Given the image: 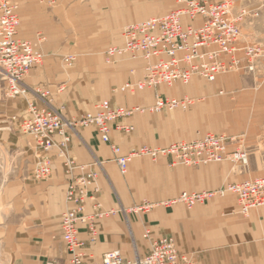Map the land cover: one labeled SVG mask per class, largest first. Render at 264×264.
<instances>
[{"label":"crops","instance_id":"crops-1","mask_svg":"<svg viewBox=\"0 0 264 264\" xmlns=\"http://www.w3.org/2000/svg\"><path fill=\"white\" fill-rule=\"evenodd\" d=\"M51 1L69 4L70 8L51 5ZM77 1L16 0L19 37L42 44L45 52L43 63L32 66L24 80L30 88L25 99L37 101L33 91L46 90L56 107L65 106L67 117L77 118L94 111L104 99L130 108L153 105L156 94L178 99L189 94L199 99L206 97L209 112L208 122L203 121L205 127L215 122L216 127L210 130L232 139L230 151L238 148L246 153L245 162L229 160L192 168L171 165V159L165 157L155 161L134 158L128 172H120L116 157L127 155L138 146H165L172 138L194 136L206 130L201 127L202 105L199 108L195 105L192 121L187 124L179 118L180 114L162 112L153 118L149 116L151 113H135L126 118L127 123L135 126V133L125 134L113 128L109 143L102 141L95 127H78L72 134L70 153L77 163L93 165L98 172L97 197L103 209L117 210L97 220L98 235L94 242L85 225H79L78 237L85 243L84 264L100 262L104 253L113 250H120L129 260L144 257L150 250V242L144 238L146 228L156 238L173 236L180 251L196 264H264V207L244 215L235 195L215 197L192 209L177 203L160 205L141 215L130 211L142 201L162 203L175 199L183 191L216 190L264 177V60L253 72H228L205 85L195 78L191 87L176 82L157 90L118 92L115 90L118 86L143 77L144 61L123 58L106 66L100 59L95 65L77 63L66 69L62 51L50 46L57 42L56 34L61 28L58 13L64 9L73 16L80 6L82 18L96 9L102 23L99 25L108 29H119L151 16L138 20L136 0ZM234 1L237 9L249 12L241 23L240 45H264V0ZM4 85L2 81L1 88ZM26 107L24 100L10 101V105L0 102V264H70L71 254L60 222L69 207L68 177L55 150L49 153L55 161L52 176L46 180L34 177L33 169L42 155L35 141L18 127ZM156 130L172 131V135L165 139L151 137L149 133ZM112 145L119 148L117 154ZM86 213H94L90 201Z\"/></svg>","mask_w":264,"mask_h":264},{"label":"built area","instance_id":"built-area-1","mask_svg":"<svg viewBox=\"0 0 264 264\" xmlns=\"http://www.w3.org/2000/svg\"><path fill=\"white\" fill-rule=\"evenodd\" d=\"M247 12L236 11L233 0H177V6L159 16L133 23L124 28L123 44L113 45L106 51L107 63H116L118 58L144 61V75L137 81H128L117 88L122 92L136 93L146 89L157 90L160 86H172L176 82L189 83L193 77L208 82L231 71H255L256 63L264 57L260 45H240V22ZM20 17L17 6L10 0H0V66L7 81L10 97H27L30 88L24 80L32 66L43 61V53L34 44L19 37ZM74 55L66 58L68 64ZM36 94L37 101L27 100V115L21 122L25 133L34 138L41 151V160L33 175L37 180L50 178L55 171L53 157L56 150L64 173L68 177L66 200L69 207L61 215V231L68 251L70 264H84V241L80 240L79 225L84 224L90 240L97 239V220L113 215L117 210H104L97 193L98 172L93 165L79 164L70 154L72 132L77 127L93 126L102 141L109 143L113 128L129 134L135 126L126 118L135 113L159 112L185 106L187 99H178L156 94V102L148 107H124L113 105L109 99L100 101L94 111L79 118L67 119L62 108H56L45 98ZM225 134L207 133L190 141H177L165 146L143 145L127 155L116 157L120 172L126 174L134 158L147 157L157 160L170 158L172 165L194 166L211 162L246 161L243 151H230ZM117 154L119 148L112 146ZM233 193L238 200L240 212L248 215L251 210L264 207V177H256L230 184L219 190L188 192L162 203L144 201L133 210L148 212L160 205L182 203L188 208L205 203L216 196ZM92 202L93 214H87V204ZM144 238L150 242V250L144 257L125 259L120 250L104 253L100 262L87 264H196L180 251L172 236L153 237L147 229Z\"/></svg>","mask_w":264,"mask_h":264},{"label":"rangeland","instance_id":"rangeland-1","mask_svg":"<svg viewBox=\"0 0 264 264\" xmlns=\"http://www.w3.org/2000/svg\"><path fill=\"white\" fill-rule=\"evenodd\" d=\"M10 1L17 6V13H18V15L20 17L19 5H17L16 0H10ZM79 1L80 2H83V0H78L77 2L80 3ZM234 3H235V1H234ZM49 4H51V5L54 4L55 5L56 3L51 1V2H49ZM56 5H57V7H62V8L65 6V8H67L66 10H69V8H70L69 4L62 5V4L59 3V4H56ZM136 5H137L136 6L137 7V15L139 17L138 20H140V19H143L144 17H148V16L155 17V16H159V15L165 14L166 11L167 12L168 11H171V9H174L176 7L177 0H136ZM76 8H78V11H76V13L74 11L73 12V16H70L68 14V13H70L69 11H65L64 9H60L61 10V13H58V14H60L61 21H59V25H60L61 28L58 29V33L56 34L57 35V38L56 39H58V40H57V42H55V43H53V44L50 45L51 48H52V50H53V47L54 48L57 47L58 48L57 50L62 51V53H63L62 63L64 65V67L66 69H69V68L74 67L75 64H77V63L83 64L84 66H87V65H95L96 63H98L99 61H101L100 59H102V61L104 62V64L106 66L107 65L116 64L117 62L116 63H113V64L112 63H107V61H106V51H107V49L109 47H111L113 45L119 46V45H122L123 44V31H124V28H125L126 25H124L123 27H120L119 29H108V28H104V27H102V26L99 25V24H102V23L100 21H98V12H97L96 9H93L94 12H91L89 14L88 13H85L83 15V17L80 18V16H81V12L79 10L80 9V6H78ZM235 8H236V11L237 12H240L242 10H245V9H237L236 4H235ZM162 12H164V13H162ZM246 12L247 13L241 19L240 27H241V23L244 21V19L249 14L248 11H246ZM158 13H161V14H158ZM46 32L48 33V30ZM32 43L34 44V46L36 48H38L39 50L42 51V53L44 55V57H43V61H44V59H45V52H44V49H43L42 44H37V43H34V42H32ZM254 45H260V44H254ZM260 46L261 47H264V45H260ZM70 55H74V57H75V60L73 61V63L71 65L66 62V58L68 56H70ZM123 58L125 59L127 57L126 56L125 57L123 56V57L118 58L117 59L118 62L120 60H122ZM263 60H264V57H261L257 61L256 65L258 63H260L261 61H263ZM43 61L40 64H42ZM239 71H241V70L231 71V72H239ZM242 71L253 72V71L244 70V69ZM195 78H198L204 85L208 83L203 78H200V77H196L195 76L186 85H188V86L191 87ZM2 81L5 82V85H4V87L1 88ZM118 87H120V86H118ZM117 88H115L116 91L122 92L120 90H117ZM35 90L39 91L38 92V95H41V94L44 93L45 94V98L48 101H50L54 107H56L55 104H54V102H53V100H52V98H49L50 95H49V92L48 91L42 90L40 88L39 89L36 88ZM25 98L26 97H21V96L20 97H10V96H8V94H7V81L4 79V73H3V70L1 69V66H0V102L2 104H4L5 102H7L8 105H10V101H14V100H24L26 102V105H27V99H25ZM180 99H187L186 100L187 103H186L185 106H181V107L175 108L173 110L164 109V110L159 111V112H149L148 111V112H144L142 114L143 115H146V113H151V114H149V116H153V118L155 116H157L158 114H161L162 112H166V113L168 112L170 114H180V117L179 118H181L182 120H185V123L187 124V123H190V121H192L193 108L195 107V105L197 106V108H199V105H202L201 106L202 107L201 108V121H202L201 127H202V129L205 128L206 130H201L198 133L196 132V134L194 136L191 135V136H184L183 138H172L171 140H168L166 143H169L170 144V142L173 143L174 141L175 142H177V141H190V140H194L197 137L202 136V135L207 134V133L223 134V133H216V132L210 130L212 126L216 127V123L215 122L208 123V125L206 127H205V125L203 123V121L204 122H206V121L208 122V112H209L208 104H207L208 103L207 102V99L208 98L201 97L199 99V98H196L193 95L189 94V95H186L185 97H182ZM202 99H204V100H202ZM56 108H62L63 109L62 110L63 115L67 119H73L74 118V117H71L70 118V117H67L65 115V106L56 107ZM26 115H27V107H26L25 111L20 116L19 123H18V127L20 128V130L24 134L30 136L34 140V138L31 135L25 133L24 129L21 127V122H22L23 118ZM77 118H79V117H77ZM13 119H16V116H13ZM79 127H81V126H79ZM77 129H78V127L76 128L75 131L72 132V134L76 133L77 132ZM132 133H135V130ZM142 134H144V133H142ZM149 135H151V137H155L156 136L158 138L165 139L166 137L172 135V131L164 130V132H163L161 130L160 131L159 130H156L155 132L152 131L151 133H149ZM230 141H232V139L229 137V139H227L228 150H230L229 149V143H230ZM71 144H72V141H71ZM139 147L140 146H138L137 148H139ZM70 150H71V146H70ZM39 151H40V149H39ZM235 151H242V150L236 148ZM40 153H41V151H40ZM56 154H57V152H56ZM40 160H38V162ZM37 163H36V165H37ZM54 163H55V161H54ZM211 163H219V162H211ZM208 164H210V163L200 164V165H194V166H186V165H181V164H177V165L184 166L185 168H192V167H198V166L208 165ZM34 169H35V167H34ZM34 169H33V171H34ZM63 170H64V168H63ZM237 183H239V182H237ZM231 184H234V183H231ZM229 185H227L226 187H228ZM226 187H220V188H218L216 190H219L221 188H226ZM188 192H190V191H188ZM194 192H198V191H194ZM227 194L234 195L233 193L227 192L224 196H226ZM224 196H216V197H224ZM213 198H215V197H213ZM213 198L209 199L205 203L209 202ZM143 202L144 201H142V203ZM205 203H201V204H205ZM139 204H141V203H139ZM139 204H137V205H139ZM137 205H135V206H137ZM182 205H184V204H182ZM135 206H133V207H135ZM132 208L130 209V211H131L132 214L141 215V214H144V213H149L150 211H152L156 207L152 208L148 212L136 211V210H133ZM186 208L187 209H192L193 207L192 208L186 207ZM147 229L148 228H146L145 231Z\"/></svg>","mask_w":264,"mask_h":264}]
</instances>
